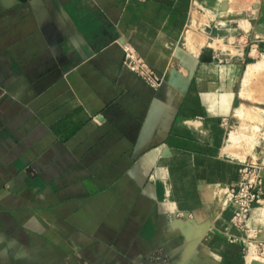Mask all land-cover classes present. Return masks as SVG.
Returning <instances> with one entry per match:
<instances>
[{"label": "crops", "instance_id": "0c3cea01", "mask_svg": "<svg viewBox=\"0 0 264 264\" xmlns=\"http://www.w3.org/2000/svg\"><path fill=\"white\" fill-rule=\"evenodd\" d=\"M258 52L264 0H0V264H263L227 197Z\"/></svg>", "mask_w": 264, "mask_h": 264}, {"label": "built area", "instance_id": "2783aa9c", "mask_svg": "<svg viewBox=\"0 0 264 264\" xmlns=\"http://www.w3.org/2000/svg\"><path fill=\"white\" fill-rule=\"evenodd\" d=\"M123 64L131 72L151 85L159 84L156 73L130 47H125ZM260 168L254 164L245 163L240 169V181L237 186L227 190L228 203L232 207L230 225L241 234L243 251L246 256L253 255L264 264V237L256 229L247 227L249 215L260 199L261 192ZM160 253L149 256L152 261L161 259ZM159 264V263H155Z\"/></svg>", "mask_w": 264, "mask_h": 264}, {"label": "rangeland", "instance_id": "374dc122", "mask_svg": "<svg viewBox=\"0 0 264 264\" xmlns=\"http://www.w3.org/2000/svg\"><path fill=\"white\" fill-rule=\"evenodd\" d=\"M248 0H241L242 2ZM257 2V0H251ZM257 53L241 93L242 112L228 125V134L235 137L236 142H242L243 150L250 154L243 157L245 163L260 165L264 161V54ZM246 90L248 91H245ZM239 144V143H238Z\"/></svg>", "mask_w": 264, "mask_h": 264}, {"label": "water", "instance_id": "95a60500", "mask_svg": "<svg viewBox=\"0 0 264 264\" xmlns=\"http://www.w3.org/2000/svg\"><path fill=\"white\" fill-rule=\"evenodd\" d=\"M211 54H212L211 48H207L204 56L202 57V61L206 62V63H210L211 62Z\"/></svg>", "mask_w": 264, "mask_h": 264}, {"label": "bare ground", "instance_id": "6f19581e", "mask_svg": "<svg viewBox=\"0 0 264 264\" xmlns=\"http://www.w3.org/2000/svg\"><path fill=\"white\" fill-rule=\"evenodd\" d=\"M230 208V212L232 211V208L231 207H229Z\"/></svg>", "mask_w": 264, "mask_h": 264}]
</instances>
